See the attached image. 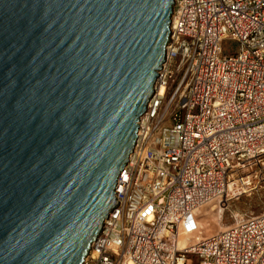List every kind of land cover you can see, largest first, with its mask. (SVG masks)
Masks as SVG:
<instances>
[{"label": "water", "instance_id": "1", "mask_svg": "<svg viewBox=\"0 0 264 264\" xmlns=\"http://www.w3.org/2000/svg\"><path fill=\"white\" fill-rule=\"evenodd\" d=\"M175 0H0V264H83L118 206Z\"/></svg>", "mask_w": 264, "mask_h": 264}, {"label": "built area", "instance_id": "2", "mask_svg": "<svg viewBox=\"0 0 264 264\" xmlns=\"http://www.w3.org/2000/svg\"><path fill=\"white\" fill-rule=\"evenodd\" d=\"M154 90L83 264H264V217L178 248L197 210L264 188V0H175Z\"/></svg>", "mask_w": 264, "mask_h": 264}, {"label": "rangeland", "instance_id": "3", "mask_svg": "<svg viewBox=\"0 0 264 264\" xmlns=\"http://www.w3.org/2000/svg\"><path fill=\"white\" fill-rule=\"evenodd\" d=\"M237 44L231 40H226L223 43L224 52L231 53L236 51ZM220 204L212 203L200 209L201 213L198 216V221L203 223V229L200 230L201 240H205L219 233L221 225L233 226L238 220L245 221L264 214V188L259 191L240 199L234 203L227 205V213L224 215L222 222L218 221V209ZM215 211L212 213V209ZM195 259V258H194ZM196 261V259H195ZM195 264H197L195 262Z\"/></svg>", "mask_w": 264, "mask_h": 264}, {"label": "bare ground", "instance_id": "4", "mask_svg": "<svg viewBox=\"0 0 264 264\" xmlns=\"http://www.w3.org/2000/svg\"><path fill=\"white\" fill-rule=\"evenodd\" d=\"M169 109H170V104L167 106L166 110L168 111ZM208 205H210V204H208ZM227 210H228L227 205L220 204V207L218 209V221L222 222V219H223L224 215L227 213ZM211 211L213 213L215 211V208L212 209ZM200 213H201L200 209L195 212L197 217L200 215ZM263 217H264V214H261L259 216H255V218H263ZM198 222H199V231L200 230L202 231L203 223H201L200 221H198ZM241 222H243V221L238 220L237 223L233 226H237ZM230 227L226 226V225H221V229H220L219 233L227 231ZM199 231L194 235H186V234L182 235L179 239V242H178L179 250H184V249L188 248L191 244L193 245L199 241H202L201 236H200L201 234L199 233Z\"/></svg>", "mask_w": 264, "mask_h": 264}]
</instances>
